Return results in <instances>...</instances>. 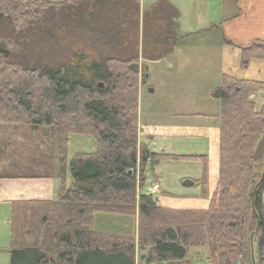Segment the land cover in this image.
Here are the masks:
<instances>
[{
  "label": "trees",
  "instance_id": "1",
  "mask_svg": "<svg viewBox=\"0 0 264 264\" xmlns=\"http://www.w3.org/2000/svg\"><path fill=\"white\" fill-rule=\"evenodd\" d=\"M111 4L139 15V0H0V47L13 49L0 57V122L50 130L56 143L52 174L33 171L0 178L52 176L58 181L51 201L10 204L9 243L0 252H7L9 264H136L138 249L143 264H192L188 250L200 247L208 250V264H263L264 102L258 106L250 95L264 89V82L220 77L210 92L220 104L215 191L207 209L173 210L143 193L147 173L154 177L161 160L201 161V179L179 183L206 186V161L203 156L151 152L138 142L137 57L100 56L88 65L83 53L73 55L75 65L31 60V38H54L50 25L55 14L68 21L73 10L92 21L97 8ZM159 8L143 14L155 39L164 27L155 21L166 14ZM79 22L80 29H87L83 19ZM124 31L115 34L117 39L106 31L103 45L117 49ZM239 49L243 70L251 59L264 60V41ZM23 50L30 52L26 58ZM71 134L90 136L95 150L76 153L67 163ZM100 215L136 219L137 227L128 234L105 232L97 228Z\"/></svg>",
  "mask_w": 264,
  "mask_h": 264
},
{
  "label": "crops",
  "instance_id": "2",
  "mask_svg": "<svg viewBox=\"0 0 264 264\" xmlns=\"http://www.w3.org/2000/svg\"><path fill=\"white\" fill-rule=\"evenodd\" d=\"M149 3L148 9L159 6V9L166 12L163 17L165 23L158 18L155 21L160 27L164 26L162 30L165 34L162 35V40L158 39L157 35L156 41L153 42L151 55H154V58L150 59V69L157 72L159 66L164 64V70L169 73L166 77L168 84L164 89L169 92L174 89L173 92H178L177 97L180 96L181 87L176 88L175 82L178 81L177 78L189 81L186 74L188 69H191L190 72L194 75L192 77L202 83L204 92L200 94L199 90L191 87L189 100L192 103H205L212 111L206 107L205 110L187 114L195 119L194 123H179L173 119L169 123L148 120L142 122L138 114V142L149 151L180 155L172 152L167 143H161V139H196L203 143L204 151L193 155L203 156L206 161V186L184 188L179 185L180 180L184 178L201 179L203 164L198 161L201 164L199 176H176L175 184L169 188L165 178V169L169 163L167 160H161L155 166L154 177L147 173L145 186H158V191L153 197L161 207L173 210H204L207 209L209 199L215 191L219 168L220 104L210 97V92L215 87L213 81L219 82L220 77L226 75L264 82V60L251 59L249 67L242 70L239 49V46H246L256 40L264 41V0H151ZM139 4L140 11H143L142 0H139ZM160 42L162 45L164 43L165 48L159 47ZM183 55L187 58L182 57ZM184 84L188 85L190 81ZM155 88L152 87L153 92ZM173 114L185 113L174 111ZM57 184V179L52 176L36 179L0 178V208H5L7 225L0 238V248L6 249L9 243L10 204L51 201L55 197Z\"/></svg>",
  "mask_w": 264,
  "mask_h": 264
},
{
  "label": "rangeland",
  "instance_id": "3",
  "mask_svg": "<svg viewBox=\"0 0 264 264\" xmlns=\"http://www.w3.org/2000/svg\"><path fill=\"white\" fill-rule=\"evenodd\" d=\"M52 1L60 2L62 0ZM149 2H151V0H142L143 11L139 9L137 18L132 15V10H127L120 5L116 8V6H112V4L107 5L104 9L97 8L98 12L95 14L92 21L89 20V18L87 19L86 16L82 17L80 15H75L73 10L71 11L72 19L68 21H63L62 16L59 17L55 14L54 20L51 21L52 24L50 25V28L55 32L54 38H49L46 35L31 38V42H29L30 46H34L31 53L25 50L21 51V53L24 54V58H26L27 54H32L31 60L34 61V58H36V60H40V64L43 65L64 63L75 65L77 63H75V60H72L75 53L77 55L83 53L86 56L84 63L87 65L92 61H96L100 56H111L117 59H128L136 56L138 59L137 103L138 114L141 121L144 122L148 120V122L169 123L173 119L177 120L179 123H194L195 119L187 114L202 110L206 107H208L209 110L210 107L205 103H192L189 100L191 87L199 90L200 94L204 92L202 83L196 81L195 78L192 77L194 75L190 72L191 69H188V74H186V78L189 79L190 84H184L189 81L179 78H177L178 81L175 82L176 88L177 86L181 87L179 97L176 96L178 93L177 91L173 92L174 89L170 92L164 89L166 84H168V78L166 77L169 74L164 70V64L159 66L157 72H153L150 69L149 62L154 56L152 55L151 57L149 55L153 45L151 40L155 41V37L154 34L149 33L151 25L147 22L148 16H143L146 11L150 10L148 9L150 5ZM81 9L85 11L84 8ZM81 9L79 10L81 11ZM93 11H95V8L91 9V12ZM80 19L84 20L87 29H85V25H82L81 28L83 29H80ZM43 27L46 28V24H43L42 28ZM92 28L94 29L90 31ZM123 30H125L124 40L119 47L117 46V49H112L109 48L110 46L103 45L104 40L102 39H104L103 35H105L106 31L114 32L112 34L114 37L117 33L116 36L120 37L123 35L121 34ZM162 31L163 30L160 29L158 31L159 33L155 32V34L158 35V39L161 40L163 39ZM1 40L0 38V45L2 42ZM162 42L159 43V47L165 48ZM11 47V45L10 47L8 45L2 46L0 57H4V55L7 56L5 51L12 52L13 49ZM23 47H25V43ZM182 57L187 58L186 55ZM85 75L87 76L88 73H85ZM213 84L217 86L219 82L213 81ZM152 87L155 88V91L148 92V88L152 89ZM251 98L260 106L264 102V89L252 93ZM215 105L217 106L218 103L216 102ZM174 111L176 113L185 114L174 115ZM211 111L212 108L210 109V112ZM199 142V140L190 138L161 139V143H167L171 146L172 152L180 155H193L204 151V149H202L204 146L203 143ZM55 149V136L51 134L50 130L47 131V129L43 128L33 130L25 125L0 122V175L13 173L26 175L33 171H38L42 174H52V168L55 165V160H53ZM94 150L95 142L90 136L71 134L67 141L66 162L68 163L76 153H91ZM167 161H169V163L167 165L168 167L165 169V178L169 188L175 184L177 180L176 176L197 177L200 174L201 164L196 160ZM144 191L146 192L145 188ZM4 210L5 208H0V238L3 231L7 229ZM136 223V219L134 220L129 217L100 215L98 217L97 228L105 232L128 234L132 228V230L136 229ZM4 251L5 250L0 252V264H9L7 252ZM142 254L143 253L139 252L137 249L136 264H143V261H140ZM187 258L191 259L190 261L196 264H208V250L206 248L193 247L188 250ZM193 258H195L196 261Z\"/></svg>",
  "mask_w": 264,
  "mask_h": 264
},
{
  "label": "built area",
  "instance_id": "4",
  "mask_svg": "<svg viewBox=\"0 0 264 264\" xmlns=\"http://www.w3.org/2000/svg\"><path fill=\"white\" fill-rule=\"evenodd\" d=\"M157 190V186L156 185H153L149 188H147V193H153Z\"/></svg>",
  "mask_w": 264,
  "mask_h": 264
},
{
  "label": "water",
  "instance_id": "5",
  "mask_svg": "<svg viewBox=\"0 0 264 264\" xmlns=\"http://www.w3.org/2000/svg\"><path fill=\"white\" fill-rule=\"evenodd\" d=\"M0 50H2V47H0ZM7 54V52H5ZM149 92H152L153 90L152 89H149L148 90Z\"/></svg>",
  "mask_w": 264,
  "mask_h": 264
}]
</instances>
